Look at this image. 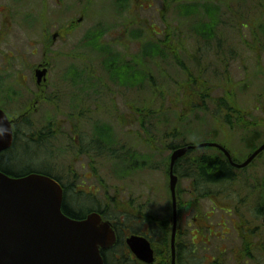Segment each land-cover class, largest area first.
<instances>
[{
  "label": "rangeland",
  "instance_id": "rangeland-1",
  "mask_svg": "<svg viewBox=\"0 0 264 264\" xmlns=\"http://www.w3.org/2000/svg\"><path fill=\"white\" fill-rule=\"evenodd\" d=\"M56 1L48 0L47 18L54 25L60 18L57 10L62 12V38L49 56L52 69L48 91L57 97L38 103V111L27 123L30 130L45 129L50 124L46 130L50 133L48 144L41 150V158L37 157L40 160L33 162L40 168L46 166L69 186L71 205L77 187L86 192L98 190L96 196H81L82 201L74 204L77 210L84 213L97 202L114 204L117 209L129 203L132 210L145 205L148 214L166 218L165 159L170 153L161 149L164 134L176 131L180 140L192 145L224 143L240 163L249 154L245 148L248 135H256L258 143L264 141V0H130L122 12L115 0ZM181 5L183 10L196 5L201 16L180 18L176 7ZM206 8L214 9L218 25L214 38L203 42L192 30L201 19L216 20ZM25 22L36 24L38 18H25ZM98 29L103 30L102 40L90 35L96 36ZM136 31L144 36L137 38ZM146 41L161 45L170 42V51L176 49L186 67L202 73L199 83L210 89L201 99L204 107L188 113L191 103L203 104L198 98H184L187 74L175 65L170 53L164 59L143 57L152 49L149 44L142 48ZM124 44L126 54L137 57L124 60ZM193 54L199 58L201 70L194 67L195 63L193 66ZM40 57L32 56L33 66ZM119 66L122 74L117 73ZM145 73L148 80H143ZM29 74L28 89L34 91L33 71ZM122 77L125 86L113 83ZM228 91L236 97L237 110L233 113L224 112L218 103ZM17 101L6 109L23 110L29 103L24 98ZM149 106L153 116L144 114ZM138 109L141 111L136 113ZM235 116L241 122L235 123ZM46 121L50 123L43 125ZM144 127L153 138L151 144L145 140L148 135ZM23 143L22 138L19 144ZM138 156L146 168H134ZM30 162L23 159L15 170H26ZM263 179L264 152L248 168L237 171L232 183L215 186L214 200L181 194L183 231L195 232L202 239L196 247L198 258L206 255L210 261L220 251L234 247L239 248V260L228 253L225 264H264V205L259 204V198L264 202ZM188 183L183 179L180 186L187 188ZM242 199L246 202L243 208L239 207ZM257 205L263 209L260 214L254 212ZM195 217L200 220L199 228ZM244 234L251 237L249 244L252 242L245 252L241 244Z\"/></svg>",
  "mask_w": 264,
  "mask_h": 264
},
{
  "label": "water",
  "instance_id": "water-1",
  "mask_svg": "<svg viewBox=\"0 0 264 264\" xmlns=\"http://www.w3.org/2000/svg\"><path fill=\"white\" fill-rule=\"evenodd\" d=\"M45 74V70L36 71L37 83ZM12 123L0 110V153L13 144ZM199 147L219 149L236 168L247 167L264 150L263 144L241 164L233 163L229 151L215 143L182 147L172 152L168 168L173 222L172 264L177 226L174 165L188 150ZM62 202L61 186L48 176L33 173L12 178L0 172V264H104L101 251L116 244L111 224L96 213L81 221L70 219L62 212ZM126 244L137 259L146 264L153 262V252L145 238L131 235Z\"/></svg>",
  "mask_w": 264,
  "mask_h": 264
},
{
  "label": "flooded vegetation",
  "instance_id": "flooded-vegetation-1",
  "mask_svg": "<svg viewBox=\"0 0 264 264\" xmlns=\"http://www.w3.org/2000/svg\"><path fill=\"white\" fill-rule=\"evenodd\" d=\"M56 2L58 4L59 0ZM39 3H41V7ZM47 4L48 0H0V109L7 110L13 118L14 143L18 141V144L21 143L22 138L26 144L27 141H41V137L45 138L44 134L48 136L49 133L46 132L47 128L30 130V125L27 122L29 121L30 115L38 111L39 104L48 101V99L52 100L53 96L57 97V94L55 95L48 91V75L52 69L49 56H51V49L56 46L58 41L62 38V12L57 10L56 16L60 18H58L53 25L47 18ZM35 15L38 18V23L28 25L25 22V18L32 19ZM21 16L24 22L21 21ZM39 54L41 57L33 66L32 56L37 57ZM31 70L34 74L33 79L36 86V90L34 91L31 88L30 90L28 89L30 87L29 79L31 78L29 71ZM37 70L46 71L45 77L40 83H37L36 80ZM23 98L25 101L29 100V103L24 106L25 108L23 110L13 111L6 109L12 102H19L17 99L21 100ZM79 118V116L76 117L78 121ZM76 127H78V124H76ZM73 139L77 141L78 138L74 137ZM43 142H45V140ZM182 181L183 180H181V183ZM76 191L78 194L82 192V190L78 188ZM179 191H182V194H193L194 192L190 182L187 188H183L179 184L178 193ZM245 205L246 204L243 206ZM71 210L83 214L80 219H83L91 212L90 208H86V212L88 213H82V211L77 210L76 207L73 206H71ZM125 210H120L122 215L120 230L123 237V246L118 253L117 259H120V262L123 264H145L143 261L137 260L125 244L126 238L129 235L136 234L144 236L149 240L153 251V263L151 264H172L171 236L173 224L171 220V210H168V238L164 246L160 244L161 240L159 239L160 231L157 224L159 218L148 214L145 205L139 206L134 212L130 209L129 211ZM183 213L182 210L179 211L178 209V217L176 219L177 228L173 244L174 264H225L228 259L226 258L228 253H231V255L233 254V260H239V248L234 249V247H232L230 251L227 249L220 251V255L210 261L207 260L206 255H203L201 259L198 258L196 247L199 243H202V239H199L195 232L183 231ZM198 221L200 220L195 217L194 222L195 226L197 224L196 228H199ZM134 226L138 227L137 233H133L132 231L135 229ZM189 227L190 226H188V228ZM187 236L190 237L188 238L190 242L187 240ZM250 239L251 237L244 234V237L241 239L242 251L245 252L248 250L252 243L249 244Z\"/></svg>",
  "mask_w": 264,
  "mask_h": 264
},
{
  "label": "trees",
  "instance_id": "trees-1",
  "mask_svg": "<svg viewBox=\"0 0 264 264\" xmlns=\"http://www.w3.org/2000/svg\"><path fill=\"white\" fill-rule=\"evenodd\" d=\"M192 1L198 2L202 0H192ZM115 2L117 3L119 12L124 11L128 7V5H130V0H115ZM182 6L183 5L176 7V9L178 10L177 15L180 18L188 19V17H193L194 19L195 18L197 19L198 17L201 16V10L199 7H196V5L191 6L189 9L185 7L184 10ZM211 9L214 10L213 8H210V9L206 8L208 12H211V13H208V15L215 16L216 20H212L211 22H209V19L207 18V22H205L203 19H201L199 24L197 26H194V29L192 30L194 36H196L199 40H203V42H207L208 40H211L214 38L212 35H213L214 30L216 29V26L218 25L217 16ZM262 28H263L262 25L259 26V30H261ZM207 31L208 33L206 34ZM70 32H71V29L70 31H67L65 33L69 34ZM137 34H138L137 35L138 38L144 36V34H141L139 32H137ZM90 35L92 37L101 39V37L103 36V30L98 29L95 34L96 36H93L92 34ZM154 36L156 35L154 34ZM88 41H89V38H88ZM147 44L151 45L152 49H150L149 53L144 52L142 54L143 57L164 59V58H167V54L170 53L172 55L175 65L176 66L178 65L180 68L184 69V72L185 74H187V77H188L187 83L183 86L185 87V89L182 91V94L184 92V98L191 99L192 97H194V98H198L199 101H201V99L204 98V95L210 92L209 91L210 89L207 88L208 86L206 87L199 83L201 81L202 73L193 72L188 67H186L185 64L181 62L180 56L175 54V51L177 50L174 49L173 52L170 51V49L172 48V45L170 44V42L165 43L164 41L161 45L158 43H152L150 41L148 42L146 41L144 44H142V48H144V46H146ZM123 46H125V51H126L127 50L126 44H124ZM161 49H164V51ZM119 54H122V53L120 52ZM193 56L196 58L193 62V66L195 63L196 69L201 70L200 63L198 62L199 58L197 59V57L194 54ZM129 57L135 58L137 57V54L131 55ZM123 58L124 60L127 58L126 52L123 54ZM128 64H130V62H128ZM117 73L119 74L123 73L121 66L118 67ZM147 76H148V73H145L143 80H148ZM123 82H124L123 77L121 81H113L114 84L125 86ZM231 93H232L231 91L224 92L223 96L220 99H218V103H219V106H222L223 110L230 111L233 113V111L237 110V107H236L237 102H236V97H233ZM201 103L203 105H200V106H197L191 103V106H189L190 108L188 109V113H193L195 110H199L201 107H204V101H201ZM160 110H163V107L161 105H160ZM137 111H141V109H138ZM153 111H154L153 108L149 106L145 108L144 114L148 113L151 116H153L154 115ZM157 111L158 110H155V114ZM167 111H171V110H167ZM240 115H241V112H240ZM236 120L237 121H235V123H238L239 121L241 122V118L239 117H237ZM180 121H182V119L178 120V122ZM51 122H52V125H54L53 121ZM44 124H46V122L43 123V125ZM49 127H50V124H48L46 128H49ZM143 131L146 135H149L148 134L149 131L145 127ZM44 136L45 138L41 137V141H38V142L27 141L26 144L25 143L18 144V141H16L14 147L10 151L0 154V171L10 177H21V176H24L30 173H36V174L49 176L57 180L59 183H61L62 181L60 177L53 174L50 171V169L46 168V166H44L43 168H40L39 166L37 167L35 166V164L32 163L33 161L40 160L37 157L41 158V155H40L41 150H43V148H45L48 144L47 143L48 136L45 134ZM179 136H180V133L176 131L170 132L169 134H164L162 136V141H163L162 146H164L163 148H161L163 149L162 151L171 152L177 148L192 145L191 143H187L185 140H180V138H178ZM146 138L147 139L145 140L147 143H150V144L153 143L152 142L153 139H151L152 137L148 136ZM44 140L45 142H43ZM257 142H258V138L256 135H254L252 138L246 141L245 148L250 152L255 149V147L257 146L256 145ZM28 158L31 160V162L26 170L22 172L19 170L18 171L15 170L17 166H20L23 164L22 163L23 159L25 161ZM238 160L239 159H233L234 162H238ZM165 164H166L165 168H166V173H167L168 157L167 159H165ZM137 165L140 168H142L143 166H146L145 162L143 163V166L142 164L141 165L137 164ZM174 172L179 177L180 180L184 179L191 183L193 191H194L193 195L195 196V199H198V200L200 197H208L209 195L211 196L212 191L210 190L216 185H220L224 183H232V181L236 179V174H237V170H235L233 167L230 166V164L228 163L226 158L223 156V154L211 148H201V149H194V150L187 151L184 157L180 158L179 160L175 162ZM62 186L64 188L63 189L64 198H63V205H62L63 214L73 220L80 219L83 216V214H80V212L71 210V206L75 207L74 204L76 203V201L78 202V199H80L81 194L79 195H77L76 193L74 194L73 196L74 198L72 201L73 205H71L68 202V198H69L68 197V189H69L68 187L69 186L67 187L63 184ZM263 188H264V179H263ZM181 193L182 192L179 191L180 196H181ZM259 200H260L259 204L263 206L264 205L263 199L259 198ZM244 204H246V202L242 199L240 201V206H243ZM101 205L105 207L100 206L101 208H97V206H95V208L93 207L91 210H96L98 214H100L107 220L114 221L115 222L114 225L119 227V225L117 224V222L119 221V215H120L119 209H117V207H115L114 204H109L108 202L101 203ZM129 209L132 210L129 207L123 208V210L125 211H129ZM258 209L259 208L257 205V208L255 207L254 212H256L257 214H260V211H262L263 209H259V210ZM132 212H134V210ZM157 224H158V229L160 231V234H159V239L161 240L160 244H163L164 246L167 243V238H168L167 220L157 221ZM119 234H120V228H119ZM120 243H121V238L119 239L118 245H120ZM115 264H123V263L117 260L115 261Z\"/></svg>",
  "mask_w": 264,
  "mask_h": 264
}]
</instances>
